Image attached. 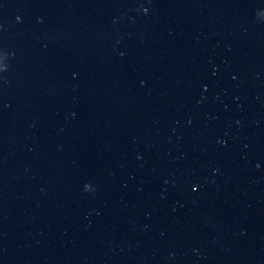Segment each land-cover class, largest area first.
<instances>
[{
    "label": "water",
    "instance_id": "95a60500",
    "mask_svg": "<svg viewBox=\"0 0 264 264\" xmlns=\"http://www.w3.org/2000/svg\"><path fill=\"white\" fill-rule=\"evenodd\" d=\"M5 54L0 264H264V0H0Z\"/></svg>",
    "mask_w": 264,
    "mask_h": 264
},
{
    "label": "clouds",
    "instance_id": "9594fccd",
    "mask_svg": "<svg viewBox=\"0 0 264 264\" xmlns=\"http://www.w3.org/2000/svg\"><path fill=\"white\" fill-rule=\"evenodd\" d=\"M7 58H8L7 54L0 55V74L7 71L8 65L5 62L7 60ZM92 191H94L93 188H88L87 186L85 187L84 192L88 193V192H92Z\"/></svg>",
    "mask_w": 264,
    "mask_h": 264
},
{
    "label": "snow or ice",
    "instance_id": "6c2138e0",
    "mask_svg": "<svg viewBox=\"0 0 264 264\" xmlns=\"http://www.w3.org/2000/svg\"><path fill=\"white\" fill-rule=\"evenodd\" d=\"M193 190L195 191L196 189L194 188Z\"/></svg>",
    "mask_w": 264,
    "mask_h": 264
}]
</instances>
